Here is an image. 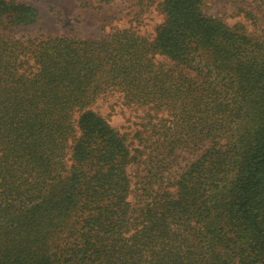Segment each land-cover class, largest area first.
<instances>
[{
	"label": "trees",
	"instance_id": "obj_1",
	"mask_svg": "<svg viewBox=\"0 0 264 264\" xmlns=\"http://www.w3.org/2000/svg\"><path fill=\"white\" fill-rule=\"evenodd\" d=\"M121 1L126 27L15 37L38 10L0 0V264H264V0H218L250 28Z\"/></svg>",
	"mask_w": 264,
	"mask_h": 264
},
{
	"label": "rangeland",
	"instance_id": "obj_2",
	"mask_svg": "<svg viewBox=\"0 0 264 264\" xmlns=\"http://www.w3.org/2000/svg\"><path fill=\"white\" fill-rule=\"evenodd\" d=\"M21 1V0H16ZM33 3L38 10L37 21L27 26H15L7 32L15 37L24 35H74L79 37L96 36L103 34L109 28H123L128 26V19L134 8L121 0L112 3L97 5L92 0H22ZM209 13H225L224 19L232 24L237 20L243 21L250 28L249 22L239 16L232 15V9L218 0H209ZM227 6V7H226ZM150 10V11H149ZM143 14L140 33L152 34L154 27L162 20L157 7L151 6ZM92 107L102 115L112 126L122 132H132L139 119L132 110L119 105L115 95L98 99Z\"/></svg>",
	"mask_w": 264,
	"mask_h": 264
}]
</instances>
